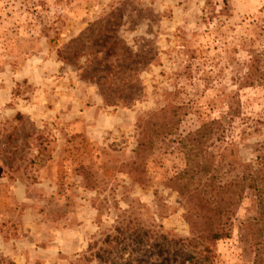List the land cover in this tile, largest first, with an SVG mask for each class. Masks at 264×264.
I'll return each mask as SVG.
<instances>
[{
	"label": "rangeland",
	"instance_id": "rangeland-1",
	"mask_svg": "<svg viewBox=\"0 0 264 264\" xmlns=\"http://www.w3.org/2000/svg\"><path fill=\"white\" fill-rule=\"evenodd\" d=\"M263 6L0 0V264H258L254 191L211 243L173 178L179 139L216 118L225 134L209 149L264 169V81L246 79L264 58ZM110 68L125 99L103 97ZM170 104L178 129L136 157L138 119Z\"/></svg>",
	"mask_w": 264,
	"mask_h": 264
},
{
	"label": "trees",
	"instance_id": "trees-1",
	"mask_svg": "<svg viewBox=\"0 0 264 264\" xmlns=\"http://www.w3.org/2000/svg\"><path fill=\"white\" fill-rule=\"evenodd\" d=\"M256 57L246 75L251 84L264 81V71L259 67V62L264 58ZM107 66H111V63ZM102 73L104 81L109 83L106 82L101 91L103 97L108 99L113 95L125 99L127 88L123 87L126 83L124 77L118 76V72L112 68ZM115 78L122 84L116 83ZM106 89L110 90L107 92ZM182 109V105L170 104L138 119L136 157L152 150L156 139L172 135L178 129L184 114ZM228 114L231 118L237 114V110L230 108ZM224 134V123L216 118L202 122L195 130L181 137L179 143L185 163L174 176L173 185L182 198L193 204L194 212L190 214L189 222L192 232L211 243L230 236L231 222L241 199L247 189H252L256 198V215L249 229L254 240V261L264 264V169L243 165L238 172V167L231 160L210 150L209 147L215 146ZM128 171L139 181L135 175L143 171L141 162L136 159L132 161Z\"/></svg>",
	"mask_w": 264,
	"mask_h": 264
}]
</instances>
